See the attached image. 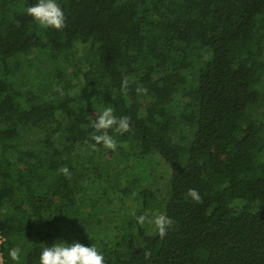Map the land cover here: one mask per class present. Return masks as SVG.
Listing matches in <instances>:
<instances>
[{"label": "trees", "instance_id": "obj_1", "mask_svg": "<svg viewBox=\"0 0 264 264\" xmlns=\"http://www.w3.org/2000/svg\"><path fill=\"white\" fill-rule=\"evenodd\" d=\"M56 2L62 30L26 14L37 0H0L5 264L14 246L19 264H39L61 242L94 245L105 264H264V0ZM44 60L55 66L40 87ZM106 106L132 130L92 150ZM159 161L157 197L139 189ZM145 213L175 222L164 239L137 224Z\"/></svg>", "mask_w": 264, "mask_h": 264}, {"label": "clouds", "instance_id": "obj_2", "mask_svg": "<svg viewBox=\"0 0 264 264\" xmlns=\"http://www.w3.org/2000/svg\"><path fill=\"white\" fill-rule=\"evenodd\" d=\"M26 14L37 21L44 29L62 30L65 28L66 19L62 7L56 0H37L33 6L26 8ZM130 85V79L125 75L121 80L120 91L127 95ZM56 91L63 92L60 88ZM136 92L138 95H146L148 89L143 86H137ZM93 132L90 134V139L94 143L90 144L92 150H96L97 145H103L107 150L116 151L118 148L117 140L113 135L131 132L130 117L120 116L117 117L115 110L112 106H106L95 117L92 125ZM58 173L62 174L66 179L71 178V172L67 166L58 169ZM189 197L195 203H202L203 198L196 189H189L187 192ZM136 222L140 226L145 224L155 227L156 235L160 239L167 236L169 229L174 225V221L165 214H155L151 217L147 213L136 217ZM146 260H150L152 252L146 250L143 253ZM9 258L19 264L21 260V248L14 246L8 251ZM0 264H5L4 258L0 255ZM39 264H105V258L101 251L94 245L84 246L81 243L73 242L71 245L65 243H57L50 247H44L39 256Z\"/></svg>", "mask_w": 264, "mask_h": 264}, {"label": "rangeland", "instance_id": "obj_3", "mask_svg": "<svg viewBox=\"0 0 264 264\" xmlns=\"http://www.w3.org/2000/svg\"><path fill=\"white\" fill-rule=\"evenodd\" d=\"M35 62L36 61H34V64L38 66L37 73L39 72L40 75V78L37 79V82L39 81L40 83L37 84H40L41 85L40 87H43L50 82L48 79V75L51 73L52 70H54L55 63L46 60H44L40 64ZM80 68L85 69V66L82 65L80 66ZM80 77H82V73ZM158 163H159L158 166L155 165L154 163L143 165L144 169L151 175L150 180L152 181L155 179L156 182L154 183L149 182L148 184L144 183V185H147V187H143L144 185H141L142 187L139 190L140 191L144 190L148 192L149 189H151L153 193L156 194L157 197H160L161 196L160 192L156 191L155 188L165 186L163 182L165 181L166 173H165V167H163L162 163L160 161ZM116 205H118V203L114 201L113 206Z\"/></svg>", "mask_w": 264, "mask_h": 264}, {"label": "built area", "instance_id": "obj_4", "mask_svg": "<svg viewBox=\"0 0 264 264\" xmlns=\"http://www.w3.org/2000/svg\"><path fill=\"white\" fill-rule=\"evenodd\" d=\"M4 239V237L0 236V243L2 242V240ZM1 255V254H0Z\"/></svg>", "mask_w": 264, "mask_h": 264}]
</instances>
